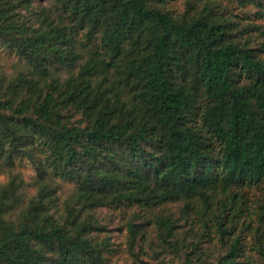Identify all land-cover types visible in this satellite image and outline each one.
<instances>
[{
  "label": "trees",
  "instance_id": "1",
  "mask_svg": "<svg viewBox=\"0 0 264 264\" xmlns=\"http://www.w3.org/2000/svg\"><path fill=\"white\" fill-rule=\"evenodd\" d=\"M33 1L0 0V46L26 65L0 74V162L36 170L28 200L19 174L0 183V264H109L99 211L126 207L138 264H245V230L264 257V212L241 220L244 188L264 184L262 24L223 0H181L179 14L170 0ZM176 202L201 224L183 253L162 214ZM212 226L221 247L206 245Z\"/></svg>",
  "mask_w": 264,
  "mask_h": 264
},
{
  "label": "rangeland",
  "instance_id": "2",
  "mask_svg": "<svg viewBox=\"0 0 264 264\" xmlns=\"http://www.w3.org/2000/svg\"><path fill=\"white\" fill-rule=\"evenodd\" d=\"M229 1V0H228ZM227 0H223V5H227L230 8V12H232L236 18L242 23H256L262 24L264 28V12H260L259 8L254 6L247 7L245 9L237 8L234 3L228 4ZM33 6L37 10H41L43 8L53 9L54 3L53 0H34ZM169 8L176 13H183L185 10V3L181 0H170L168 4ZM258 46L255 45V47ZM264 50V49H263ZM264 55V51L262 52V56ZM26 69V65L24 61L19 60L13 53H11L8 49L0 46V74L4 73L6 75H16L19 72H23ZM13 173H17L22 176L25 187L24 192L26 194V200L31 198L36 193V188L33 185L36 170L34 166L27 160H23L22 162H18L15 168L11 169ZM11 171L6 169V166L2 165L0 162V183H7L11 177ZM62 189L59 194L61 198H66L74 189V185L71 183L61 182ZM243 193L246 198L243 203V215L242 219H247V221H253L254 223H258V215L264 212V184L252 186L250 188H244ZM163 208L167 212H162L161 209L159 212L162 214L170 213V215L174 216L178 220L179 231H181V239H185L184 244L181 245L182 253L190 248L189 244H193L196 242V234L199 232L201 228V224L198 222V219L195 217V214L192 212L190 216L195 219V227L190 228L193 225V220L189 219L190 223H186V218L184 219L182 216L181 209L183 208V203H169ZM126 212V213H125ZM99 215L103 217L104 223L109 228V235L111 236V249L112 252L109 256V264H138L135 262V258L132 256V253L128 247V234L125 228V221L128 216L131 215V210L129 208H123L118 211H114L109 208H104L99 211ZM242 222V221H241ZM240 225V224H239ZM255 226V225H254ZM238 228H242L239 226ZM148 233L151 234L150 237L155 239L156 237V229L154 225L147 227ZM212 234L210 243L206 245H218L220 244V235L216 233L215 228L209 230ZM104 236V235H102ZM243 243L246 244L244 248V256H245V264H264V257L260 256L253 249L254 244V236L252 233L247 232L246 230L243 233ZM205 245V246H206ZM221 249H219L220 251ZM147 260V259H145ZM149 264H155L152 261H148ZM166 264H182V258L175 255H168L166 257Z\"/></svg>",
  "mask_w": 264,
  "mask_h": 264
}]
</instances>
